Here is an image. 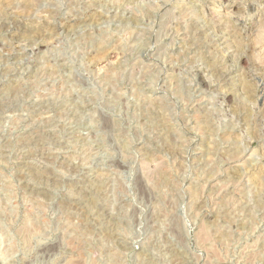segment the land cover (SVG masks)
I'll return each mask as SVG.
<instances>
[{"label":"rangeland","instance_id":"374dc122","mask_svg":"<svg viewBox=\"0 0 264 264\" xmlns=\"http://www.w3.org/2000/svg\"><path fill=\"white\" fill-rule=\"evenodd\" d=\"M263 96L264 0H0V264H264Z\"/></svg>","mask_w":264,"mask_h":264},{"label":"bare ground","instance_id":"6f19581e","mask_svg":"<svg viewBox=\"0 0 264 264\" xmlns=\"http://www.w3.org/2000/svg\"><path fill=\"white\" fill-rule=\"evenodd\" d=\"M17 26V25H16ZM17 34V33H16ZM202 80V79H201ZM203 83V82H202ZM264 97V96H263ZM263 106H264V103H263ZM260 119V118H259ZM264 119V118H263ZM261 122H259V124H260ZM263 125V124H262ZM255 128V127H254ZM259 128V127H258ZM256 131H257V129H256ZM260 132V131H259Z\"/></svg>","mask_w":264,"mask_h":264}]
</instances>
